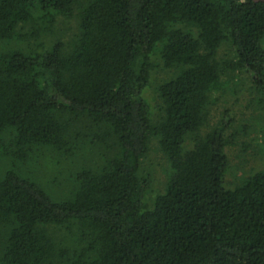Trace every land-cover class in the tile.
I'll return each instance as SVG.
<instances>
[{
  "label": "trees",
  "instance_id": "obj_1",
  "mask_svg": "<svg viewBox=\"0 0 264 264\" xmlns=\"http://www.w3.org/2000/svg\"><path fill=\"white\" fill-rule=\"evenodd\" d=\"M236 74L264 97V0H0V264H264V166L227 189L229 113L202 132ZM86 150L66 197L25 168Z\"/></svg>",
  "mask_w": 264,
  "mask_h": 264
},
{
  "label": "rangeland",
  "instance_id": "obj_2",
  "mask_svg": "<svg viewBox=\"0 0 264 264\" xmlns=\"http://www.w3.org/2000/svg\"><path fill=\"white\" fill-rule=\"evenodd\" d=\"M70 28L73 29L72 24L58 23L53 29V37L51 34H48L47 37L48 39L58 37L66 40L73 33ZM235 76L236 78L230 81L228 87L214 93L207 127L202 129V132L208 131L225 112H228L232 119L231 132L236 136L234 144L226 149L229 170L225 176L224 186L227 189H232L241 178L259 171L264 166V156L261 152L264 137V97L255 92L252 83L246 76L241 74ZM168 77L166 73L158 69L152 73L144 98L153 112L157 110L155 88ZM42 154L46 155L43 160L39 162L34 160L29 167L25 168L37 175L44 188L57 197L68 196L73 182L71 177L78 169L92 167L100 160L97 153L87 150L81 156H78L77 153L73 156H56L47 152ZM141 168L151 180L150 196L163 192L169 169L155 142L150 144L148 154L142 160ZM53 233L58 239L66 237L63 235L64 231L55 230Z\"/></svg>",
  "mask_w": 264,
  "mask_h": 264
}]
</instances>
